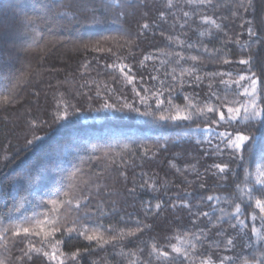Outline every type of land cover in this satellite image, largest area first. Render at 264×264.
Segmentation results:
<instances>
[{
  "label": "trees",
  "instance_id": "trees-1",
  "mask_svg": "<svg viewBox=\"0 0 264 264\" xmlns=\"http://www.w3.org/2000/svg\"><path fill=\"white\" fill-rule=\"evenodd\" d=\"M238 2L172 0L169 7L168 0H0V227L24 214L43 220L53 205L45 207L41 200L63 201L70 189H87L93 211L83 222L90 228L134 229L137 221L151 225L122 242L125 251L143 248L144 259L151 243L179 246L178 237L194 239L192 234L199 236L200 229L207 238L194 241L197 255L210 250L214 260L233 258L225 264H256L264 258V244L245 247L249 243L245 233L251 236L252 228L245 218L252 208H245L241 216L247 228L231 227L237 224L231 213L241 202L236 186L245 187L244 167H238L241 162L217 139L220 132L244 131V123L213 125L209 130L210 121L218 118L212 113L193 115L191 120L158 119L170 114L169 99L181 108L237 99L236 86L220 81L230 82L246 72L247 66L238 61L248 55L243 47L249 39L244 20L252 14L244 15L241 9L234 16ZM41 3L67 7L44 11L38 7ZM77 5H86L89 11L80 12ZM37 15L39 19L28 23L27 17ZM254 15L259 25L264 16L260 0H255ZM202 16L215 19L220 29ZM145 23L148 29L141 28ZM254 51L264 60V46ZM228 72L231 77L218 75ZM156 93H162L163 110L157 109ZM65 110L68 118L57 122ZM146 110L153 115H141ZM33 136L42 140L26 145ZM50 153L55 155L48 162L44 158ZM217 163H229L236 175L219 173L211 167ZM258 163L256 157L249 159L248 170L257 172ZM133 188L135 192L130 191ZM255 195L264 199V193ZM14 202L24 203L21 213L9 212ZM157 203L162 205L159 210ZM203 212L209 216L200 215ZM256 227L264 235L259 220ZM229 236L234 247L226 244ZM3 245L0 241V259L12 264L20 253L11 244L9 253ZM77 248H90L81 264H126L117 255L119 245L97 247L83 237L66 238L65 252ZM41 260L34 258L33 264Z\"/></svg>",
  "mask_w": 264,
  "mask_h": 264
},
{
  "label": "snow or ice",
  "instance_id": "snow-or-ice-1",
  "mask_svg": "<svg viewBox=\"0 0 264 264\" xmlns=\"http://www.w3.org/2000/svg\"><path fill=\"white\" fill-rule=\"evenodd\" d=\"M118 2V0H117ZM188 3H199L212 5V0H187ZM264 4V0H260ZM168 6L172 7V0H168ZM38 7L44 11H50L51 8L67 7L65 5L51 4H39ZM80 12L87 13L89 9L87 6H76ZM243 10L244 15L252 14V18L244 20L245 30L248 34L249 39L244 42L243 47L248 50L246 58H242L238 61L240 65H245L246 72L238 74L237 79L232 81H225L221 79L220 83L228 85L231 83L235 85V91L233 93L237 99L228 101L227 97L221 101V97L215 92L211 93L212 97H215L217 101H221L218 105L205 104L204 107L198 108L193 104H188L184 108L178 105H173L171 99L168 100L170 114L160 115L159 120H170V121H182L191 120L193 115L203 116L206 113H212L213 116L218 117L212 119L209 124V130L213 125H222L224 123L231 126L232 123H241L245 125V130L224 131L218 134L217 139L224 145V150H231L233 159L241 162L238 167H244V184L245 187L241 188L237 184V189L241 192V202L236 203L234 211L231 216L237 221V224L231 225L233 229L237 226L247 228L248 225L245 223V219H250L252 222L251 236L245 233L247 240L249 241L245 247H253L255 244H264V235L261 234V230L256 227V221L259 220L262 227H264V199L256 198V193H264V171L259 169L264 168V60L259 59L258 54L254 51L258 47L264 46V16L259 20V25L255 20V0H239L237 4V11L233 13L234 16L240 15V10ZM94 14V13H93ZM21 15H27L21 13ZM185 17L189 13L183 14ZM163 18L165 14L160 13ZM40 17H27L28 23H34L36 19ZM201 19L217 29H220L221 25L217 24L216 20L210 16H202ZM142 29H148L147 23L141 26ZM200 35H204L203 32ZM171 39V38H169ZM239 42V41H237ZM189 48L193 45L189 44ZM207 51V49H205ZM150 59V57H145ZM192 60H196V57H191ZM143 63V62H141ZM225 64L231 63V61L225 60ZM123 71V67L121 68ZM213 76L217 73H213ZM218 75L229 77L232 76L231 72L219 73ZM125 76L128 83H133L131 76ZM156 79V77H152ZM175 79V77H173ZM197 80L200 77H196ZM211 88V85H209ZM135 91V88H134ZM145 91H148L145 89ZM172 90L169 89V92ZM157 96V109L163 110L164 101L159 99L162 93H156ZM242 98V99H241ZM187 99V97H185ZM141 103L147 104V98L141 97ZM231 104L232 106H229ZM107 108L113 107L112 105H105ZM133 111L139 112V109L132 108V105H126ZM226 109V111L221 110ZM174 112V114H173ZM74 114V113H73ZM143 116H152L151 110H146L141 113ZM69 116L67 110L63 111L56 118V121L66 120ZM35 122H33L34 124ZM42 140V137L33 136L32 140H26V145H33L35 141ZM219 150V144H217ZM62 149V146H58V150ZM55 153L46 154L45 160L51 162L52 157ZM256 157L260 161L256 165L257 172H250L247 164L248 160ZM43 163V162H42ZM216 169L219 173L232 172L236 175L235 170L231 169L229 163H217L211 166ZM251 181V186L249 182ZM144 187V185H141ZM148 187H154L149 185ZM201 188L205 187L204 184L200 185ZM87 189H79V191H73L70 189L69 192H65L63 195L68 197L63 201H44L41 200V204L47 207L51 204L53 207L48 211L43 220L39 219L37 215H20L18 219L13 222L10 221L7 227H0V241L4 242L5 251L11 253V249L8 247L9 244L12 248L19 251L20 255L15 256L12 259V264H33L34 258L40 259L41 264H81V258L85 254H88L90 248L80 249L77 248L71 252H65L63 250L66 238L83 237L91 245L95 242L97 247H103L105 245H112L116 248L120 246L117 255L122 256L126 260V264H225V261H232L231 257L213 259V254L210 250L197 255L198 249L197 244L194 241H199L201 237H206L203 229H200V235L192 234L194 239L177 238L179 240V246L177 244L168 243L167 245H159L156 242L151 243L150 248L147 252V259L142 258L144 249L137 248L136 250L125 251L123 241L131 240L138 234L144 232L146 229L151 228V225L143 224L137 221V227L134 229H120L115 230L109 226L108 229L101 230V226L90 228L88 224L84 223V219L90 218L92 209L89 207L91 204V193L85 194ZM135 192V188L130 190ZM246 198V199H245ZM208 200H213V196H208ZM219 199V197H215ZM24 198L21 197V201ZM184 207H189L186 202H182ZM161 203H157L154 207L159 210ZM176 207V205H172ZM153 206L147 205L148 209ZM24 208V203H15L9 208V212L21 213ZM64 208L65 211L61 212L60 209ZM245 208H252V212L245 219H241L244 214ZM115 211V208L112 209ZM258 210V212H257ZM100 215H104L103 211L97 208ZM223 211V210H221ZM200 215L208 217L209 213L203 212ZM70 217V218H69ZM217 219H220L219 217ZM3 220V217H0ZM30 225V226H24ZM106 232H112L111 235H106ZM59 234V238L57 235ZM219 235V233H217ZM38 241V243H37ZM23 245L17 248V245ZM227 246L234 247V240L232 237H227ZM0 264H9L7 259H0ZM95 264V262H93ZM247 264V261H244ZM256 264H264V258L256 261Z\"/></svg>",
  "mask_w": 264,
  "mask_h": 264
}]
</instances>
